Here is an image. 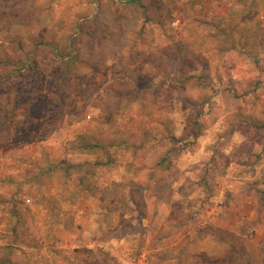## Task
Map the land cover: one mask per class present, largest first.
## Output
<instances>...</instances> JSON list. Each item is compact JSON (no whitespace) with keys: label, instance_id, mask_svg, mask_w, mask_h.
Wrapping results in <instances>:
<instances>
[{"label":"rangeland","instance_id":"374dc122","mask_svg":"<svg viewBox=\"0 0 264 264\" xmlns=\"http://www.w3.org/2000/svg\"><path fill=\"white\" fill-rule=\"evenodd\" d=\"M261 122L264 0H0V264H264Z\"/></svg>","mask_w":264,"mask_h":264},{"label":"crops","instance_id":"0c3cea01","mask_svg":"<svg viewBox=\"0 0 264 264\" xmlns=\"http://www.w3.org/2000/svg\"><path fill=\"white\" fill-rule=\"evenodd\" d=\"M250 92V91H249ZM253 142V141H252ZM250 142L249 145H251L252 147V151H253V146L256 144V142L252 143ZM232 145H229V148L232 149L231 147ZM255 151V150H254ZM262 152V153H260ZM260 152H257L255 154V158H260V161L257 165V170H250L247 172L245 171L244 172V177L248 178L249 175L248 173L249 172H259V176H258V182H256L254 179L256 178L253 177V182H251L252 186L251 188H255V191H258L259 195L262 197V198H257L254 194H251L252 192H250V188H248L246 190V193L243 196H241V200L240 202H236V204L234 202H232V200H229V202L227 203V205H224V206H220V211L217 212V219H218V222H224L225 219H229V218H236L235 220L236 221H240L241 224L240 226H238V228H240L241 230L245 231L244 234H243V243H244V247H247L246 245H251V248H254V250H262L264 252V175H263V178L260 177V174H264V150H260ZM229 184V183H227ZM233 188L232 185H230V189ZM255 193V192H254ZM22 195H20L21 197L23 196L24 194V191L21 192ZM253 195V196H252ZM252 196V197H251ZM11 199V198H10ZM14 199V198H13ZM12 200V199H11ZM22 201L24 203H30V198L29 197H22ZM251 204V206L253 207L254 209V212L255 214L258 215V222L256 224H243L246 220H243V218H246L249 220V218H247V213H246V210H244V207L247 206V204ZM240 206H242V208H240ZM255 207V208H254ZM244 210V211H243ZM212 221L213 219H216L214 217L211 218ZM242 227V228H241ZM238 228H237V232L235 230H230L232 231L231 233H236L238 236H240V234L238 233ZM245 229V230H244ZM249 230V232L247 231ZM85 233V237H88L89 235H91V230L88 229L86 231H84ZM228 234V236H233V234ZM11 236H15V233L13 232H9L8 233V237H11ZM62 248L66 249V250H69L70 248L73 247V242L67 240L65 241L64 243L61 244ZM107 247V246H106ZM249 250L248 251H251L250 247L248 246ZM112 250V248H111ZM141 261V262H140ZM137 262V261H136ZM149 264V261H145L143 260V258H140L139 261L137 262V264Z\"/></svg>","mask_w":264,"mask_h":264},{"label":"trees","instance_id":"16d2710c","mask_svg":"<svg viewBox=\"0 0 264 264\" xmlns=\"http://www.w3.org/2000/svg\"><path fill=\"white\" fill-rule=\"evenodd\" d=\"M240 1V0H239ZM261 81H263V79L261 80ZM257 127H264V122H261V123H259V124H257ZM90 188H92V187H90Z\"/></svg>","mask_w":264,"mask_h":264}]
</instances>
